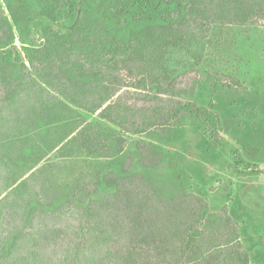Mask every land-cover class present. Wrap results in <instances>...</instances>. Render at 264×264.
Masks as SVG:
<instances>
[{
  "label": "trees",
  "instance_id": "obj_1",
  "mask_svg": "<svg viewBox=\"0 0 264 264\" xmlns=\"http://www.w3.org/2000/svg\"><path fill=\"white\" fill-rule=\"evenodd\" d=\"M261 24L264 0H2L0 116L20 118L26 97L33 116L68 112L58 150L101 162L55 190L14 154H0V264H248L227 207L213 212L181 191L161 196L131 173L135 157L119 133L147 136L135 145L143 169L174 167L156 143L194 122L240 174L247 162L222 136L218 114L185 100L197 76L173 74L164 58L214 27ZM101 187L113 192L85 201Z\"/></svg>",
  "mask_w": 264,
  "mask_h": 264
},
{
  "label": "rangeland",
  "instance_id": "obj_2",
  "mask_svg": "<svg viewBox=\"0 0 264 264\" xmlns=\"http://www.w3.org/2000/svg\"><path fill=\"white\" fill-rule=\"evenodd\" d=\"M164 65L173 74L197 76L195 93L185 100L218 114L222 136L247 163L235 174L227 168L232 163L228 151L213 145L205 127L189 122L176 128L171 140L156 143L174 159V167L166 162L153 170L143 169L135 145L148 141L147 136L120 132L125 152L135 157L131 173L147 176L161 196L181 191L205 198L213 212L226 206L248 264H264V26L214 27L205 38L191 37L187 46L169 49ZM217 76L224 86L215 81ZM232 80L243 88L225 86ZM26 98L19 107L20 118L4 119L6 112L0 116V154H14L17 163L40 172L49 189L59 190L93 171L101 160L83 152L70 156L68 149L58 150L66 137L61 125L70 121V114L53 111L47 118L33 116ZM78 113L87 123L113 128L96 115ZM112 192L101 187L85 201H99Z\"/></svg>",
  "mask_w": 264,
  "mask_h": 264
}]
</instances>
